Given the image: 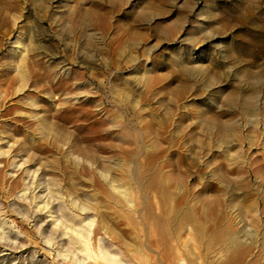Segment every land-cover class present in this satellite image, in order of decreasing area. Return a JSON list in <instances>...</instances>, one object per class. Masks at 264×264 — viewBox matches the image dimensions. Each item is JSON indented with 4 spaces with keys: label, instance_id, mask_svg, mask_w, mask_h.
Instances as JSON below:
<instances>
[{
    "label": "rangeland",
    "instance_id": "374dc122",
    "mask_svg": "<svg viewBox=\"0 0 264 264\" xmlns=\"http://www.w3.org/2000/svg\"><path fill=\"white\" fill-rule=\"evenodd\" d=\"M33 177L88 264H264V0H0V264H57Z\"/></svg>",
    "mask_w": 264,
    "mask_h": 264
},
{
    "label": "bare ground",
    "instance_id": "6f19581e",
    "mask_svg": "<svg viewBox=\"0 0 264 264\" xmlns=\"http://www.w3.org/2000/svg\"><path fill=\"white\" fill-rule=\"evenodd\" d=\"M20 69H23L22 64ZM25 77L21 74L20 79ZM20 105L25 106L26 109L35 110V104L32 101ZM37 177H33L23 186L25 192L36 190L38 194L41 192L34 199V201L42 204L41 211L48 210V207L53 209V212L48 213V215H54V220L45 232H42L43 249L50 253L57 264H88L91 252L92 223L88 221L86 211L81 207L74 211L72 209L75 207L74 203H71L69 207L64 205L51 190L52 185H50L49 180L45 179L42 184L36 185ZM114 193L126 202L122 192L114 191ZM41 211L36 207L34 214L41 213ZM42 228L43 225L36 228L40 235ZM9 236L10 234L4 224L0 222V244L7 243L9 248L14 247V244L9 241ZM95 250L97 256L92 264H132L125 260L103 237L95 239Z\"/></svg>",
    "mask_w": 264,
    "mask_h": 264
}]
</instances>
